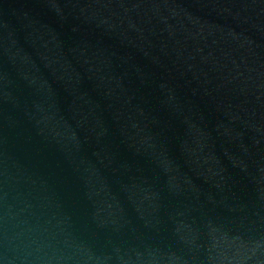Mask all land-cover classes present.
Returning a JSON list of instances; mask_svg holds the SVG:
<instances>
[{
    "label": "water",
    "instance_id": "95a60500",
    "mask_svg": "<svg viewBox=\"0 0 264 264\" xmlns=\"http://www.w3.org/2000/svg\"><path fill=\"white\" fill-rule=\"evenodd\" d=\"M0 264H264V0H0Z\"/></svg>",
    "mask_w": 264,
    "mask_h": 264
}]
</instances>
